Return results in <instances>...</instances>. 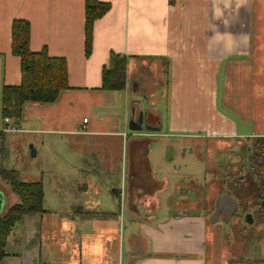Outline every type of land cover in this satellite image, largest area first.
Masks as SVG:
<instances>
[{"label":"crops","instance_id":"crops-1","mask_svg":"<svg viewBox=\"0 0 264 264\" xmlns=\"http://www.w3.org/2000/svg\"><path fill=\"white\" fill-rule=\"evenodd\" d=\"M84 1L0 0V90L21 81L19 58L10 51L15 20L29 23L32 53L45 48L50 57L64 59L68 70V89L56 102L26 104L19 125L0 117V141L14 144L15 152L25 154L29 145L34 157L40 150L52 153L36 170L42 175L43 169L47 180L4 168L0 155V218L17 202L2 171H14L22 182H39L44 192L43 213L27 214L15 225L0 264H264V225L241 194L243 180L232 170L238 163L216 165L214 157L228 149L221 150L225 145L220 141L231 145L264 139V0H99L111 8L94 22L89 57ZM111 53L127 58L124 91L100 89ZM141 59L152 60L153 75L162 72L168 79V103L164 111L153 110L155 123L148 120V98H143L155 80ZM131 61L139 63L135 72ZM136 103L148 126L159 132L128 130ZM10 127L17 131L6 130ZM162 138L179 139L170 159ZM180 140L209 144L215 175L207 185L183 181L185 192L172 198L181 171L173 160L185 151ZM90 142L100 145L108 160L101 188H96V168L69 170L66 164L68 148L80 153ZM183 168L181 175L190 180L193 169ZM82 172H92L90 186L77 187L74 201L63 196L46 200L47 189L61 188V180ZM189 187L198 194L193 201L187 199ZM219 189L222 194L216 195ZM226 197L236 203L229 217L227 206L216 208ZM72 203L71 208L62 206ZM247 210L253 211L243 217L248 228L243 230L239 214ZM66 214L75 224L55 232V245L43 232L44 216L66 220ZM224 215L232 222H225ZM100 235L118 236L116 249L100 245Z\"/></svg>","mask_w":264,"mask_h":264},{"label":"rangeland","instance_id":"rangeland-1","mask_svg":"<svg viewBox=\"0 0 264 264\" xmlns=\"http://www.w3.org/2000/svg\"><path fill=\"white\" fill-rule=\"evenodd\" d=\"M139 61L143 65V70L146 73L151 74L155 80V86L152 87V89L148 90L147 95L143 97V98H148V102L144 103V109H146L145 111L151 112L149 115L146 114L148 116V120L150 123H155L156 117H154L153 110L158 108L160 109V111H164L168 103V85H167L168 79L165 73H162V72H157L155 75H153L154 71L150 70L154 66V62L152 60L141 59ZM131 62L133 63V65L131 66L132 72H135L137 68H140L139 63H135L134 61H131ZM135 65H136V68H135ZM163 130L164 129H162L161 131ZM178 140L179 139L176 140V139H169V138L161 139V141H163L162 142L163 148L166 150L168 159H170L173 155L174 148L172 147V144ZM0 142L2 146L0 150V155L1 157L4 158V161L6 163L4 165V168H12V169L17 168L18 170L19 169H22L24 171L26 170L28 174H30L31 176H35V178L39 176V180L42 178H44V180H47L48 178L47 173L43 169H42V175L40 173L37 174L36 170L38 169L39 165L40 167H42L41 162H43L44 160H48L50 158V154L52 153L46 156V155H43L44 151L40 150L38 156L31 157V153L28 151L29 145H26L25 154H20L18 153V151L17 152L14 151V148L16 150L18 149V147H16L14 144L8 145V143L4 141H0ZM100 143H102V141ZM179 143L184 144L186 143V141L180 140ZM217 144L225 145V146H221L220 149L226 146L228 147V149L227 151L224 149L226 151L224 155H221L222 151L220 155H217V153L215 154L214 156L216 158L215 164L216 165H219V163L223 164L226 161L227 162L229 161V163H238V166H232V170L235 172V174H237L238 176H241V179L245 178L244 180L242 179L244 187H242L241 189V194L242 196L247 195L248 200H249L248 204L251 203L252 205L255 206L258 203V194H259L258 188L261 184L260 182L264 181V164L262 163L261 167L258 169L254 168L250 162V157L252 156L253 152L256 151V148L257 150L264 149V141H262L261 139L248 141V142L236 141V143L231 144V145H229V143L227 144V143H224L223 141H220ZM99 146L100 145L96 147L94 142L92 143L90 142L89 146L85 145L83 146L84 149L81 148L82 152L80 153H77L73 148L72 149L68 148L66 152L67 154L66 164L69 170H71L72 168L75 169L74 167L75 166L78 167V165L79 166L82 165V169H87V170H89L92 167L96 168L95 169V178L97 179L96 188H101V186L105 184L106 178L108 177V174L105 172L104 167H103L104 165L108 163V160L104 157V152L101 149V146L100 147ZM210 148H211L210 145L207 143L202 144V143H197V142L195 143L194 146L184 144V146L180 148V150L185 149V151L181 153L179 156H175L176 158L174 157V160H173L175 162V168L180 166L181 171H180V174L177 173L176 183H178L179 185L178 187H176V190L174 191L172 198L179 197L181 196V192H185V190L181 191V188L183 187L181 186V184H185L184 182H195V183L207 182L206 183L207 185L212 181V176L215 175V169L210 167L209 165V162L212 161V159H210V156H209ZM189 151L190 153H188ZM12 158H16L14 162L11 161ZM213 160L215 161V159ZM246 160H247L248 165L244 167L243 164H245ZM44 166L46 167L47 165L44 164ZM185 166L193 169L192 178L190 180H187L186 175L185 176L181 175L183 173V169H184L183 167ZM200 167H203L202 171L200 170ZM54 168H57V165L54 166ZM238 168H239V172H237ZM194 169H197V173L195 175H194ZM91 174L92 172L90 173L82 172L81 176H78L74 173L68 175L66 181H62V180L60 181L61 188L58 186H56L55 188L51 186L49 189L45 191L46 200H48L49 197L51 196H63V197L68 198L71 202L74 201L75 194L78 191L77 187H80V185L90 186L89 176H91ZM257 174L258 176H256ZM257 179L259 180L257 181ZM232 183L233 181L230 179V181H228V184L230 187L232 186ZM189 189L191 191L189 192L190 194L187 196V199L189 201H193L198 194H195L196 190L193 187H189ZM228 190H230V188H228ZM221 194H222L221 189L216 191V195H221ZM208 196L209 195L207 194V197ZM62 206L66 208H71V206H74V204L73 203L68 204V205L62 204ZM47 207H49L48 203L45 204V208ZM212 210L213 211L211 215L214 216L215 210L214 209ZM250 211H253V210H247L246 212L238 211L240 212L239 216H241L240 224L242 227L240 228H242L243 230L248 229L247 225L244 223L243 217L246 215V213ZM256 211H258L257 208H256ZM61 214H63V212ZM54 216H55L54 219L50 218V216L48 215L44 216L43 232L47 234L49 233L53 237V242L55 243V245H57L59 243V236L57 235L54 236L55 232L56 231L58 232L61 227L62 228L66 227L68 224L74 225L75 221H73V219L72 220L70 219L71 218L70 214L65 215L67 218L66 220H62L63 218L58 215H54ZM224 216H225V219H224L225 222L227 223L232 222L231 219L226 218V215ZM255 216H256V219H258L257 223L259 224L261 223L264 225V218H259V216L256 214ZM98 241L100 242V245L101 244L108 245L109 248L116 249L117 244H118V236L111 238V237L100 235V239ZM122 244H123V241H122ZM69 245H71V243H69Z\"/></svg>","mask_w":264,"mask_h":264},{"label":"trees","instance_id":"trees-1","mask_svg":"<svg viewBox=\"0 0 264 264\" xmlns=\"http://www.w3.org/2000/svg\"><path fill=\"white\" fill-rule=\"evenodd\" d=\"M110 8L109 3L99 0L84 1L86 57H89L92 52L94 22L104 17ZM29 40V23L20 20L13 21L10 51L13 56L19 58L21 81L19 86H1L0 117L2 120L8 118L14 125H19L21 122L23 108L26 104H53L59 94L68 89L66 61L62 58L50 57L45 48L38 53H32L29 49ZM126 66L127 58L125 56L111 53L108 65L102 69L100 89L102 91H124L126 88ZM261 140L264 141V139ZM250 162L254 168H260L262 163L264 164V149L257 150L256 148L250 157ZM2 174V179L9 185L12 194L17 197V202L10 206L0 218V260L6 256V237L25 215L43 213L44 198L41 183L22 182L18 180L14 171H2ZM260 183L258 203L255 207L259 217L264 218V181ZM246 198L248 197L246 196ZM243 199L245 200V198Z\"/></svg>","mask_w":264,"mask_h":264},{"label":"water","instance_id":"water-1","mask_svg":"<svg viewBox=\"0 0 264 264\" xmlns=\"http://www.w3.org/2000/svg\"><path fill=\"white\" fill-rule=\"evenodd\" d=\"M128 130L131 132H159L160 129L159 127H151L148 126L146 123V120L143 116V113L140 114L138 120H133L130 119L129 123H128ZM31 156L34 157L35 156V151L33 149H31ZM228 207V213L227 216H230V210L235 209L236 208V203L235 201L231 198V197H226V198H222L217 202L216 208L217 211L223 207ZM217 211L215 212V214H217Z\"/></svg>","mask_w":264,"mask_h":264},{"label":"flooded vegetation","instance_id":"flooded-vegetation-1","mask_svg":"<svg viewBox=\"0 0 264 264\" xmlns=\"http://www.w3.org/2000/svg\"><path fill=\"white\" fill-rule=\"evenodd\" d=\"M131 113H132V116H133L131 118L133 120H135V121L138 120V118H139V116H140L141 113L137 110V103L136 104H132V111H131Z\"/></svg>","mask_w":264,"mask_h":264},{"label":"built area","instance_id":"built-area-1","mask_svg":"<svg viewBox=\"0 0 264 264\" xmlns=\"http://www.w3.org/2000/svg\"><path fill=\"white\" fill-rule=\"evenodd\" d=\"M4 122H5V123H8V122H9V119H8V118H5V119H4ZM86 122H87V119H84V120H83V123L85 124ZM6 130H8V131H12V132L17 131V129H16L15 127L6 128Z\"/></svg>","mask_w":264,"mask_h":264}]
</instances>
